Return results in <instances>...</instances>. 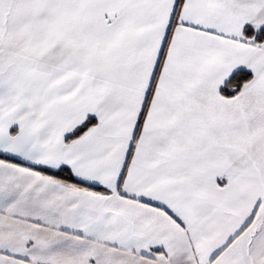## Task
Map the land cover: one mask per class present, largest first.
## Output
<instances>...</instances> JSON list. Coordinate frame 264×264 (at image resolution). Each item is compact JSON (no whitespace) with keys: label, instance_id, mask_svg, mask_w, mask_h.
I'll return each instance as SVG.
<instances>
[{"label":"snow or ice","instance_id":"snow-or-ice-1","mask_svg":"<svg viewBox=\"0 0 264 264\" xmlns=\"http://www.w3.org/2000/svg\"><path fill=\"white\" fill-rule=\"evenodd\" d=\"M0 264H264V0H0Z\"/></svg>","mask_w":264,"mask_h":264}]
</instances>
